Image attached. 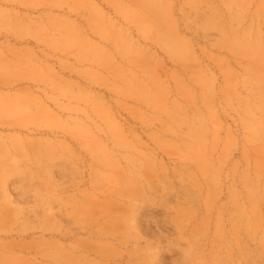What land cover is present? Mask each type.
<instances>
[{
  "label": "rangeland",
  "instance_id": "1",
  "mask_svg": "<svg viewBox=\"0 0 264 264\" xmlns=\"http://www.w3.org/2000/svg\"><path fill=\"white\" fill-rule=\"evenodd\" d=\"M0 264H264V0H0Z\"/></svg>",
  "mask_w": 264,
  "mask_h": 264
}]
</instances>
